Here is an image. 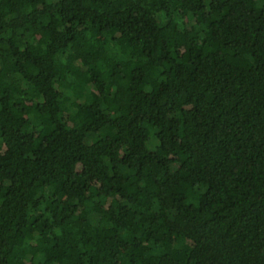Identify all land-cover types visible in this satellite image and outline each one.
Segmentation results:
<instances>
[{
	"label": "trees",
	"instance_id": "1",
	"mask_svg": "<svg viewBox=\"0 0 264 264\" xmlns=\"http://www.w3.org/2000/svg\"><path fill=\"white\" fill-rule=\"evenodd\" d=\"M0 264H264V0H0Z\"/></svg>",
	"mask_w": 264,
	"mask_h": 264
}]
</instances>
